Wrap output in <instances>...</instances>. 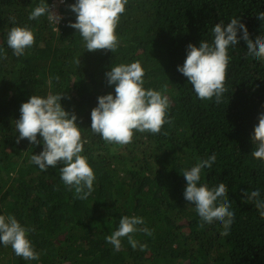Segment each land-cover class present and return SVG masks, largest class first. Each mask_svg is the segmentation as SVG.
Instances as JSON below:
<instances>
[{
    "label": "trees",
    "instance_id": "1",
    "mask_svg": "<svg viewBox=\"0 0 264 264\" xmlns=\"http://www.w3.org/2000/svg\"><path fill=\"white\" fill-rule=\"evenodd\" d=\"M75 2L60 3L63 19L55 25L46 16L28 19L40 0H0V55L6 54L0 59V215H13L33 229L29 239L40 253L38 260H25L0 244V264H264V218L253 202H245V192L257 189L264 199V161L251 155L254 127L264 113V62L247 55L243 39L229 47L228 91L220 104L199 99L177 71L187 45L211 43L220 21L226 25L239 17L251 39L264 36V20L258 18L264 0H128L115 53L86 50L68 26L76 19L68 5ZM23 25L32 29L35 43L16 57L7 46L8 33ZM136 61L145 70L144 88L169 97L170 123L158 134L134 132L127 145L107 143L90 128L91 110L98 96L115 94L105 72ZM57 93H64L61 104L77 114L87 141L82 155L96 178L84 200L62 181L63 164L42 171L31 162L42 143H16L21 104L34 94ZM213 153L216 160L202 170L199 184L227 185L225 198L235 213L228 236L220 235L218 221L201 228L195 206L184 198L182 172ZM125 215L143 217L140 227L152 235L132 234L135 249L124 237L116 251L106 237Z\"/></svg>",
    "mask_w": 264,
    "mask_h": 264
},
{
    "label": "clouds",
    "instance_id": "2",
    "mask_svg": "<svg viewBox=\"0 0 264 264\" xmlns=\"http://www.w3.org/2000/svg\"><path fill=\"white\" fill-rule=\"evenodd\" d=\"M63 2L60 0V3ZM127 3L128 0H76L68 5L76 15L75 21H70L68 26L81 35L87 51L110 50L115 53L120 44L116 28ZM42 16L55 25L63 19L56 11V6L49 5L47 0H40L28 19L37 20ZM258 18L264 20V12ZM10 19L15 23V17ZM238 31H242V36H238ZM212 32L214 38L211 43L202 40L198 47L192 43L187 45L186 59L183 65L177 66V71L187 77L199 99L214 98L215 103L220 104L224 93L228 91L225 82L230 61L229 47L237 46L239 40L243 39L247 45V55L264 62V36L251 39L239 17L232 18L226 25L220 21L214 25ZM34 43L35 35L28 25L14 26L8 33L7 46L16 57L24 56L26 49ZM2 52L3 49H0ZM4 58L6 54L0 55V59ZM76 63L80 65V60L77 59ZM144 75L145 70L139 61L115 65L105 72L106 83L115 86V94L109 92L98 96V104L91 110L90 128L107 143L127 145L132 142L134 132L158 134L165 123H170L169 97L160 91L145 89ZM63 95L57 93L42 97L34 94L21 104L20 117L15 121L19 133L16 143L22 139H27L32 145L42 143L43 150L39 154H32L31 162L42 171L63 164L59 167L62 181L69 190H75L78 199L84 200L94 190L96 177L87 157L82 155L87 141L82 139L77 114L62 106ZM252 141L255 148L251 155L264 161V113L258 117ZM215 160L216 155L213 153L207 159L199 160L190 170L182 172L187 182L184 198L195 206L202 221L201 228L218 221L223 228L220 235L228 236L235 213L230 210L231 205L225 198L228 194L227 185L221 182L217 187L209 188L207 184H199L202 170L210 169ZM260 195L259 189L250 193L246 191L245 202H253L261 218H264V199ZM143 224V217L122 216L118 229L106 240L116 251H120L122 238L127 237L135 249L138 242L132 234L142 231L152 235V230L140 227ZM31 231L33 229L22 226L15 216L0 215V244L10 245L14 253L25 260H38L40 253L34 250L29 239Z\"/></svg>",
    "mask_w": 264,
    "mask_h": 264
},
{
    "label": "rangeland",
    "instance_id": "3",
    "mask_svg": "<svg viewBox=\"0 0 264 264\" xmlns=\"http://www.w3.org/2000/svg\"><path fill=\"white\" fill-rule=\"evenodd\" d=\"M59 5H60V1H58L57 3H55L56 11H58V12H59Z\"/></svg>",
    "mask_w": 264,
    "mask_h": 264
}]
</instances>
